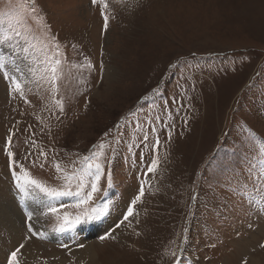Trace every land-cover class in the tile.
Wrapping results in <instances>:
<instances>
[{
    "label": "rangeland",
    "instance_id": "rangeland-1",
    "mask_svg": "<svg viewBox=\"0 0 264 264\" xmlns=\"http://www.w3.org/2000/svg\"><path fill=\"white\" fill-rule=\"evenodd\" d=\"M0 11L25 23L29 56L58 46L63 62L56 93L39 68L23 97L0 74V264L21 244L18 264H79L94 244L98 264H173V252L175 264L264 262V0H0ZM101 143L102 191L89 204L64 197L43 215L21 199L5 147L59 188ZM93 206L104 215L54 231L57 215Z\"/></svg>",
    "mask_w": 264,
    "mask_h": 264
},
{
    "label": "snow or ice",
    "instance_id": "snow-or-ice-1",
    "mask_svg": "<svg viewBox=\"0 0 264 264\" xmlns=\"http://www.w3.org/2000/svg\"><path fill=\"white\" fill-rule=\"evenodd\" d=\"M93 5L97 4V0H92ZM103 7H107L104 4ZM103 14V13H102ZM107 20L105 17V29L107 28ZM34 39V37L32 38ZM29 35L27 34V28L25 23L18 17V13L12 11L3 12L0 11V47H5L10 50L12 55L15 57L10 58L6 55H0V74L3 75L4 79L9 81V92L19 93L21 97L24 94V86L31 82V77L36 74V68L40 69L41 79L51 84V90L53 93L58 91V82L61 79V66L62 61L56 58L59 55L58 46H55L51 51H45L43 57L33 59L29 56L30 51L35 52V44L32 42ZM23 54V55H21ZM25 64L24 68H21V63ZM89 68L92 65L89 63L87 65ZM57 106L60 111H63V105L61 101H56ZM117 129L120 125H116ZM111 131V130H110ZM155 131V129H153ZM126 134V133H125ZM107 135V134H106ZM171 135V134H169ZM147 135L144 136V140L147 141ZM9 144L12 141V136L8 137ZM159 139H156L155 144L152 146L153 150H156L159 146ZM106 145L101 143L99 145V152L92 153L91 156H85L81 161V167L78 171L72 174L65 173L60 178L64 183L59 187H50L36 180L30 176V173L22 165H16L13 160V153L10 147H5L4 151L8 156L9 168L14 169L19 167L20 174L18 175L15 171L12 172L15 187L20 193L21 199L25 201H36L42 205L43 215L58 214L60 207H65V205L57 206L52 203L53 201L60 200L64 197H76V203L74 205H67V207L81 208L83 205L89 204L93 201L95 194L100 193L102 190L99 187V182L101 176L103 175V165L100 162L101 158L104 157V149ZM114 151V149H113ZM39 156L45 157L46 154L41 149L39 151ZM261 156L264 157V150L261 151ZM261 180L264 181V159H261ZM158 164L156 159L151 161V166L148 167L147 171L149 173L154 172ZM43 167V164L40 165ZM57 173L62 172L60 164L57 162L55 165ZM143 187L141 188L140 194L131 201V204L127 208V212L123 217V221H127L129 217L133 215V206L136 205L143 196ZM105 209L92 207L91 210L85 209L83 212L72 216L71 214H64L63 216L57 215V219L60 222L59 226L54 229L58 232H68L71 231L77 224L81 223L82 218L84 219H96L104 215ZM27 219L32 220L33 214L31 212L26 213ZM121 221V223H123ZM117 227H120L118 224ZM28 231L33 235L31 226H29ZM42 235V234H41ZM111 234L102 236L100 239H111ZM24 245L21 244L19 248L11 253L8 257V264H18L17 256L20 249ZM62 247H66L63 245ZM83 247V245H79ZM177 256L176 252L172 253V261L175 264V258Z\"/></svg>",
    "mask_w": 264,
    "mask_h": 264
},
{
    "label": "bare ground",
    "instance_id": "bare-ground-1",
    "mask_svg": "<svg viewBox=\"0 0 264 264\" xmlns=\"http://www.w3.org/2000/svg\"><path fill=\"white\" fill-rule=\"evenodd\" d=\"M3 203H5V201H3ZM11 211L9 209L5 208V211H4L5 212V216L10 218V214L9 213L13 214V212H14L12 209H11ZM6 225H10V222L6 221ZM117 233H119V231L116 232V234ZM96 245L97 244L89 245V246L84 247L85 249H83L79 253V257H77V259L79 261L78 262L79 264H83V263L84 264H86V263L87 264H96V263L98 264L99 256H98L97 250L95 248ZM248 264H264V262L260 261L258 259V257H255V258H251Z\"/></svg>",
    "mask_w": 264,
    "mask_h": 264
}]
</instances>
